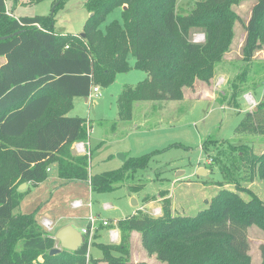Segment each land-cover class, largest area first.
<instances>
[{
  "label": "trees",
  "instance_id": "obj_1",
  "mask_svg": "<svg viewBox=\"0 0 264 264\" xmlns=\"http://www.w3.org/2000/svg\"><path fill=\"white\" fill-rule=\"evenodd\" d=\"M242 1L198 0L188 13H180L178 0H87L91 16L82 37L57 33L52 13L9 15L6 0H0V56L5 58L0 65V264H86V241L77 251L50 255L57 240L36 212L15 213L27 194L19 186L46 180L48 168L55 165L64 183L82 181L92 191L106 192L145 169L153 153L128 157L118 169L91 174L92 151L72 152L74 142L90 135L84 118L68 115L74 98H88L93 87L109 86L118 73L139 69L147 77L120 94V119L132 118L137 101L183 99L184 88H194L198 80L209 83L215 75L239 19L233 7ZM116 8H121L122 20H112L103 31L100 25ZM196 29L205 34L203 42L192 40ZM246 31L244 60L251 61L264 45V0L253 5ZM246 73L231 82L229 98L223 96L222 104L228 99L229 106L239 108ZM235 132L264 135V94L256 108L244 113ZM210 143L211 137L202 148L208 151ZM228 143L226 160L215 162L235 190L224 184L195 215H173L170 198L160 192L163 213L137 210L118 219L121 241L97 243L102 260L132 264L131 235L138 231L147 252L165 264H255L249 228L257 224L264 230V201L240 181L264 177V152H252L246 143ZM144 187L132 180L129 184L132 194ZM241 192L250 197L243 198ZM260 254L259 264H264V243Z\"/></svg>",
  "mask_w": 264,
  "mask_h": 264
},
{
  "label": "rangeland",
  "instance_id": "obj_2",
  "mask_svg": "<svg viewBox=\"0 0 264 264\" xmlns=\"http://www.w3.org/2000/svg\"><path fill=\"white\" fill-rule=\"evenodd\" d=\"M197 1L178 0V11L188 13ZM256 1L243 0L234 5L233 9L239 19L234 25V37L229 50L217 66L211 81L206 83L198 80L194 88H184L183 99L137 101L132 108V118L120 119V94L127 86L146 77V73L139 69L118 73L112 84L99 86L100 94L94 95L90 102L85 97L75 98V106L70 115L86 120V130L90 135L87 140L82 138L78 142H84L87 147L81 154L92 151L91 174L122 167L124 160L119 154L128 158L153 153L148 166L138 170L131 179L134 183H145V187L135 194L140 208L131 204V180L106 192L92 191L86 183L70 186L45 183L25 196L15 213L36 212L46 229L51 228L46 219H54L53 215L57 218L71 215L83 219L96 216L99 226L95 227L90 236L86 264H93L94 261L96 264H109L102 260L103 251L97 243L118 244L121 232H118L116 240H112L110 229L117 228L118 219L134 213L136 209L153 216L161 215L164 197L160 192H165V196L170 198L173 215H195L206 207V201L211 200L224 184L235 190L233 183H225L221 165L215 162L216 159H222L223 162L226 160L223 153L229 148L228 142L246 143L252 152H264V135L235 132L244 113L256 108L264 94V45L255 51L251 61L244 60L243 51L247 36L246 25ZM6 2L7 13L13 11L16 18L54 14V30L71 36L82 34L91 16L86 7L87 0ZM121 11V8L112 10L100 28L105 31L112 20H122ZM191 37L196 42L205 40V34L198 29L194 30ZM4 61L5 58L0 56V65ZM130 63H135L132 56ZM245 70L248 82L243 83L246 88L238 99L239 108H234L232 104L229 106L228 99L222 104L220 99L223 96L229 98L231 82ZM209 137L213 139V143L208 145L207 151L202 148V144ZM200 168H205L207 175L198 174ZM240 186L249 187L264 201V177L261 175H256L252 182L240 181ZM240 195L245 199L250 197L245 192ZM79 199L82 204L75 206V201ZM104 219L110 224L103 225ZM77 221L76 219V223ZM249 240L252 262L257 263L260 259V244L264 243V230L257 224L252 225L249 228ZM56 246L60 247L57 241ZM128 260L132 264H165L156 254L147 252L138 231L136 234L132 232Z\"/></svg>",
  "mask_w": 264,
  "mask_h": 264
},
{
  "label": "crops",
  "instance_id": "obj_3",
  "mask_svg": "<svg viewBox=\"0 0 264 264\" xmlns=\"http://www.w3.org/2000/svg\"><path fill=\"white\" fill-rule=\"evenodd\" d=\"M7 7H8V5H7ZM12 11V10H11ZM12 13L14 14V12L12 11ZM14 16H15V14H14ZM16 17V16H15ZM146 77H147V74H146ZM93 96L94 95H91L90 97H88V98H85V100L87 101V102H90L91 101V99H93ZM76 98V97H75ZM75 98H74V101H73V103H74V106H75ZM74 106H73V108H74ZM72 110V109H71ZM71 112V111H70ZM70 112L68 113V115H70ZM72 116V115H71ZM78 143H82L84 146H85V143L84 142H78V141H76V142H74L73 144H72V152L74 153V154H81L82 152H79L78 151V149H77V144ZM88 144V143H87ZM86 146H85V150H86ZM51 170L49 171V176H48V178L46 179V180H44V181H42V182H39V183H33V182H28L27 183V185L25 186V188L24 189H26L27 190V194H26V196H28L29 194H31V193H33V191L35 192V190L37 189V188H39L40 186H42L43 184H45V183H50V185H60V186H70V185H81L82 183H86V182H82V181H72V182H69V183H64V181L62 180V179H60L59 177H58V173H57V169H56V166L55 165H52L51 167ZM89 187H90V185L88 184V183H86ZM90 189H91V187H90ZM135 194H137V193H133L132 195H129V197L130 198H133V197H137ZM136 200L138 201V198H136ZM77 201H80L81 203H82V201L79 199V200H77ZM139 204H140V202L138 201V204H137V206H139ZM137 206H135V207H137ZM141 206H139V208H140ZM138 209H136V211H137ZM136 211L134 212V213H136ZM133 214V213H132ZM54 216V219H46V221L47 222H49L50 224H51V228L50 227H48L49 229H46L49 233H51V236H53L54 237V235L56 234V232L60 229V228H62V227H64V226H66V225H73V226H75L76 228H78L79 230H81L83 227H85L86 225H87V223H88V219H83V218H78V217H74V216H71V215H68V216H66V217H58L57 218V216L55 217V215H53ZM76 219L78 220L77 221V223H76ZM40 221V220H39ZM41 222V221H40ZM45 222V221H44ZM41 224H42V222H41ZM43 225V224H42ZM44 226V225H43ZM136 232L137 231H134V233L136 234ZM57 243H59V241H57ZM262 244V243H261ZM260 244V245H261ZM59 245H60V243H59ZM259 257H260V259L258 260V261H256L257 263H255V264H259L260 262H261V254L259 253Z\"/></svg>",
  "mask_w": 264,
  "mask_h": 264
},
{
  "label": "water",
  "instance_id": "obj_4",
  "mask_svg": "<svg viewBox=\"0 0 264 264\" xmlns=\"http://www.w3.org/2000/svg\"><path fill=\"white\" fill-rule=\"evenodd\" d=\"M9 36H11V35H9ZM9 36H7V37H9ZM81 36L85 37V33L83 32L81 34ZM119 155H120V158L122 160H124V161L126 160L125 155H121V154H119ZM198 174H200L201 176H205V175H207V170L205 168H200L198 171ZM26 185H27V183H22L19 186V190H23ZM131 204L133 206H137L138 201L136 200L135 197L132 198ZM54 238L57 241H59L60 247L56 246L53 249H51L50 255H55V254L61 252L62 249L77 251L85 243L84 234L82 233L81 230H79L78 228H76L73 225H66V226L60 228L56 232V234L54 235Z\"/></svg>",
  "mask_w": 264,
  "mask_h": 264
},
{
  "label": "built area",
  "instance_id": "obj_5",
  "mask_svg": "<svg viewBox=\"0 0 264 264\" xmlns=\"http://www.w3.org/2000/svg\"><path fill=\"white\" fill-rule=\"evenodd\" d=\"M8 14L14 16L13 13H9L8 12ZM99 94H100L99 87L98 86L93 87V91H92V94L91 95L97 96ZM77 149H78L79 152H85L86 151L85 150V146L82 143L81 144L80 143L77 144ZM50 170H51V168L49 167L48 168V171H50ZM81 204L82 203L80 201H75V203H74L75 206H78V205H81ZM88 222L89 223H87V225L84 228H82L81 231H82V233L85 236V241L87 243H90V236L93 235V233L95 231L94 229H95V227H98L99 226V223H98V218L96 216H93V215H91L88 218ZM102 224L103 225H109L110 222L108 220L104 219L102 221ZM118 232H119V230L117 228L110 229V231H109L110 238L112 240H116L117 237H118Z\"/></svg>",
  "mask_w": 264,
  "mask_h": 264
}]
</instances>
